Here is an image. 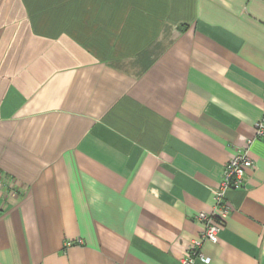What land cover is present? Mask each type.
Here are the masks:
<instances>
[{"label":"crops","instance_id":"1","mask_svg":"<svg viewBox=\"0 0 264 264\" xmlns=\"http://www.w3.org/2000/svg\"><path fill=\"white\" fill-rule=\"evenodd\" d=\"M262 117L264 0H0V264H184ZM248 154L197 264H264Z\"/></svg>","mask_w":264,"mask_h":264},{"label":"built area","instance_id":"2","mask_svg":"<svg viewBox=\"0 0 264 264\" xmlns=\"http://www.w3.org/2000/svg\"><path fill=\"white\" fill-rule=\"evenodd\" d=\"M254 130V137L248 139L245 146L224 164L221 178L216 187L212 189V211H201L195 215V218L203 223L204 228L199 237L192 240L191 246L187 249L183 259L184 264H197L196 259L203 263H209L210 258L201 251L202 244L206 241L216 242L221 226L230 213L226 193L229 189L241 188L244 184L246 170L253 167L254 163L248 151L254 139L264 135V117L254 123ZM70 244L71 242H66V245Z\"/></svg>","mask_w":264,"mask_h":264}]
</instances>
